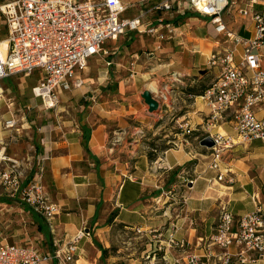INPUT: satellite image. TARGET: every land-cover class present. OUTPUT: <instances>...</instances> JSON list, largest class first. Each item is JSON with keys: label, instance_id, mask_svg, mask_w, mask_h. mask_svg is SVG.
Instances as JSON below:
<instances>
[{"label": "crops", "instance_id": "1", "mask_svg": "<svg viewBox=\"0 0 264 264\" xmlns=\"http://www.w3.org/2000/svg\"><path fill=\"white\" fill-rule=\"evenodd\" d=\"M238 2L239 7L248 4L246 0ZM262 2L250 12L261 10ZM162 16L167 22H176L178 17L170 12L157 14ZM179 17L183 35L158 43L148 35L127 33L124 41L109 50L118 59L109 60L113 67L104 69L98 78L101 89H76L63 96L60 113L71 107L65 103L72 98L89 105L81 107L79 118L61 116L62 120L39 128L42 153L47 155L45 193L59 207L53 220L55 233H41L33 210L21 203L22 207H14L21 218H0V246L36 249L35 240H45L50 251L43 253L49 254L84 228L90 235L79 244L77 264H101L99 245L117 225L157 239L153 245L159 243L165 258L176 262L179 257L186 260L187 253L204 254L203 241L214 234L222 205L237 217L255 212L259 206L264 210V143L260 140L238 145L224 156L223 181H218L219 173L210 168V151L199 140L198 146L194 134L179 136L173 147L161 151L154 161L148 159L149 147L143 146L141 135L146 134L144 128H152V120L162 116L163 107L156 116L146 109L140 97L147 84L163 82L169 87L171 74L177 73L186 81L184 86H175L183 92L186 85L202 78L194 74L189 82L188 77L203 70H208L204 77L213 76L211 84L221 68L208 65L209 55L235 47L216 33L210 18L193 12ZM223 20L231 31L243 37L253 35L251 15L242 16L230 9ZM236 49L238 62L242 48ZM258 54L264 69V44ZM208 114L202 99L196 97L193 111L182 115L180 123L187 120V127L206 129ZM231 119L229 116L216 131L234 136ZM86 136L89 153L83 145ZM113 212L117 215L108 223ZM171 235L183 245L171 246ZM51 264L59 263L55 260ZM257 264H264V259Z\"/></svg>", "mask_w": 264, "mask_h": 264}, {"label": "built area", "instance_id": "2", "mask_svg": "<svg viewBox=\"0 0 264 264\" xmlns=\"http://www.w3.org/2000/svg\"><path fill=\"white\" fill-rule=\"evenodd\" d=\"M153 12H170L185 16L188 12L210 18L218 35L235 45L222 52L209 55L208 65L221 68L218 77L199 96L208 109L206 138L214 141L207 148L211 155L210 168L217 171L218 181L225 173L222 162L225 155L238 145L255 140L264 143V69L258 50L264 44V2L262 9L254 13L250 8L262 0H246L247 6L239 7L238 0H156ZM128 7L123 0H3L0 3V26L7 28L5 39L0 40V99L5 90L2 81L13 76L32 77L39 71L37 84L31 89V99L41 102L45 110H56L64 94L84 87L83 73L88 63L97 56H108L105 47L129 32L148 35L162 43L181 32V23L167 22L162 17L145 22L148 15L124 18ZM235 9L242 16H252L253 35L243 37L229 29L223 15ZM6 45L2 48V43ZM241 47L237 62V49ZM112 63L107 61V65ZM172 81L182 83L179 74H171ZM164 104H162V107ZM262 110L263 114H259ZM232 116L234 136L216 131ZM22 124L10 112L2 124L5 139L0 138V183L9 197H18L24 204L42 215L55 233L53 220L59 207L49 201L45 193L47 155L29 145L25 170L30 177L25 180L22 163L7 155L9 143L19 142L30 124ZM40 133V129H38ZM228 171V170H227ZM90 234L81 229L68 243L57 247L53 253L44 254L37 249L14 244L0 246V264H77L79 244ZM171 246H182L174 235ZM203 255L187 256V264H257L264 259V210L235 216L227 205L220 208V216L214 234L203 241Z\"/></svg>", "mask_w": 264, "mask_h": 264}, {"label": "rangeland", "instance_id": "3", "mask_svg": "<svg viewBox=\"0 0 264 264\" xmlns=\"http://www.w3.org/2000/svg\"><path fill=\"white\" fill-rule=\"evenodd\" d=\"M2 1L3 0H0V3H2ZM123 1L128 7L123 16L124 18H134L140 16L143 13L147 14L148 12V15L143 19L145 22H152L155 20V18H157L158 12L151 11L157 2L156 0ZM1 24L0 40L5 39V35L7 34L6 26L3 23ZM124 37H127V34L120 36L116 41L107 42L105 47L110 50L118 46L120 42L124 41ZM114 42H116V44H114ZM116 56L117 55H108L106 57L97 56L91 59L88 63L87 70L85 73H83V78L84 80L87 79V81H85L84 87L79 88V91L90 88L95 89L97 87L101 89V86L97 85L98 83L96 82L98 81V78H101V75L104 74V69L108 70L113 67V64L108 66L107 61L117 60L118 58ZM126 61L129 60L127 59ZM204 66L205 65H203V67ZM127 72H129L128 69ZM39 73V71H36V73L29 78L14 76V81L19 84L18 91H15L14 88L9 85L7 81L9 78L5 79L1 83L2 88L6 90L3 98L0 99V126L2 127V124L5 122V120L9 119L10 112L14 115L15 119L19 120V123L22 124V119L25 118L26 121L24 124H30V128L23 133V136L18 143L15 142V140H6L9 143L7 155L20 160L22 163V170L24 171L26 178L25 180L29 179V175L26 174L28 171H26L25 168L28 166L27 157L30 153L29 145L33 143L32 141L35 132H38L39 128L46 126L48 123L56 122V120H62L61 116H63L64 119L79 118L81 115L80 112L82 110L81 107H87L89 105L83 99L81 100L76 97L70 99L68 103H65V106L71 105L69 109L64 111L65 113L59 112L60 107L64 105V102H61L60 106L56 110H45L41 102H35L31 99V89L37 84ZM194 74L197 76V78L201 76L202 78L200 80L207 84H209L213 78L212 75L204 77L201 73L194 71L192 76L188 77L190 78V81L188 80L189 82L192 81ZM88 79L90 81H88ZM92 79L94 80L93 83L91 81ZM181 81L183 84L186 82L185 80ZM150 83L151 82L147 84L146 90H151L149 86ZM182 83L179 81H170L169 87H166L167 84L165 85L163 82L156 83L157 94L155 95L158 96L159 102L164 104V106L162 110V116L151 121L152 128H144L146 134L143 133L144 135H141L144 140V147H149L150 143H155L159 148L165 146L171 148L173 147L172 142L179 136L186 138V136H191L193 134L194 136L198 137L196 141L198 144V140H200V138L205 135V129L203 128L195 129V127H193L191 124L188 125L189 127L185 126L188 123L187 120L181 121L180 123V117L182 115H187L188 112H191L194 109V98L185 95L182 92V89L175 87L176 85L184 86ZM184 88H188V85H186ZM74 91H76V89L71 92H67L64 95L70 96V94L74 93ZM151 92L153 95L156 93L152 90ZM140 100L144 102L142 97H140ZM146 109H148L147 105ZM159 112H154L151 114L156 116V114ZM1 133L2 134L0 135V138L3 137V139H5V133L2 131ZM37 134L39 135V132ZM168 141H170V143ZM186 177H188V175ZM21 203L26 205L18 197H9L4 186L0 183V218H6L8 216L13 220L21 218L19 211L14 208L18 207V205L19 207H22L23 205ZM10 206L13 208H10ZM35 232H37V230H35ZM107 234L109 235V238H107V241L102 242L101 245L109 249L108 258L105 261L101 260V264H187L186 260L182 259L181 257H179L176 262L168 261L164 256V251L159 249L160 244L157 243L158 246L153 245L156 244L155 242L157 239L153 238L152 236L148 238L137 232L117 225H114ZM151 239L154 242H151ZM33 246L42 253L45 251H50V248H48L45 240H35ZM189 255H192V253L186 254V256Z\"/></svg>", "mask_w": 264, "mask_h": 264}, {"label": "trees", "instance_id": "4", "mask_svg": "<svg viewBox=\"0 0 264 264\" xmlns=\"http://www.w3.org/2000/svg\"><path fill=\"white\" fill-rule=\"evenodd\" d=\"M186 15H188V14H186ZM181 19L182 18H180L178 16L176 21L181 20ZM17 77H19V76H17ZM20 79H21V77H20ZM7 81L9 83V85H11L14 88L15 91L19 90V88H18L19 84L14 81V76L10 77ZM201 81L202 80L196 81L194 84L188 86V88L183 89L184 94L189 96V97H192V98H196V97H199V96L203 95V93L209 87L210 84H207L204 81H202V82ZM37 133L38 132L36 131L35 135L33 136V141H32L33 143L32 144L35 145L38 148L39 152L42 153L41 137ZM83 145L85 147V150L89 153V150H88V137L87 136L84 139ZM166 149H168V147L165 146V147H160L159 148L157 146V144L150 143L149 144V152L147 154L148 159L150 161H154L157 158V155L161 151H164ZM33 214H34V216H35V218L37 220V223H38V225H37L38 226V230L41 233H43L45 236H49L51 234L50 233L51 231H50L49 224L46 221V219L42 215H40V214H38V213H36L34 211H33ZM116 215L117 214L113 212L110 215V217L108 218L107 222L108 223L113 222V220L115 219ZM121 227H123V226H121ZM99 248H100V250L102 252L101 260L105 261L108 258L109 249L103 247L102 245H99Z\"/></svg>", "mask_w": 264, "mask_h": 264}, {"label": "water", "instance_id": "5", "mask_svg": "<svg viewBox=\"0 0 264 264\" xmlns=\"http://www.w3.org/2000/svg\"><path fill=\"white\" fill-rule=\"evenodd\" d=\"M208 72L201 71V74L204 76ZM142 99L144 100L145 104L148 106V110L150 113L159 112L162 109V104L159 100L153 95L151 90H145L142 95ZM203 147L212 148L214 146V141L211 138H206L201 142Z\"/></svg>", "mask_w": 264, "mask_h": 264}, {"label": "bare ground", "instance_id": "6", "mask_svg": "<svg viewBox=\"0 0 264 264\" xmlns=\"http://www.w3.org/2000/svg\"><path fill=\"white\" fill-rule=\"evenodd\" d=\"M5 45H6V41H4V42L2 43L1 47L3 48ZM150 89L153 90L154 92H157V86H156V84H155V83H152V84L150 85ZM1 134H2V133H1V126H0V135H1Z\"/></svg>", "mask_w": 264, "mask_h": 264}]
</instances>
